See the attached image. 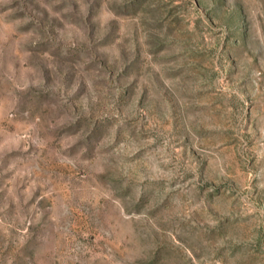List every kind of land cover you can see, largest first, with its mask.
Wrapping results in <instances>:
<instances>
[{"label":"rangeland","instance_id":"rangeland-1","mask_svg":"<svg viewBox=\"0 0 264 264\" xmlns=\"http://www.w3.org/2000/svg\"><path fill=\"white\" fill-rule=\"evenodd\" d=\"M0 264H264V0H0Z\"/></svg>","mask_w":264,"mask_h":264}]
</instances>
